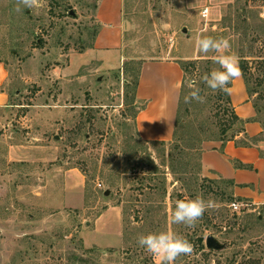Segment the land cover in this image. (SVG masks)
<instances>
[{
    "label": "rangeland",
    "instance_id": "1",
    "mask_svg": "<svg viewBox=\"0 0 264 264\" xmlns=\"http://www.w3.org/2000/svg\"><path fill=\"white\" fill-rule=\"evenodd\" d=\"M103 1L0 0V60L12 79L0 119V264H159L137 238L161 231L193 245L175 264H264V210L200 169L202 145L228 119L226 94L201 79L218 67L213 54L196 53L203 64L184 73L175 143L138 137L133 97L143 61L188 58L198 38H227L264 127V0H123L125 60L118 68L112 54L107 71L93 53L105 38ZM205 3L218 19L202 17ZM190 79L204 103L184 102ZM197 196L215 206L194 228L172 223L176 201ZM208 236L220 249L205 247Z\"/></svg>",
    "mask_w": 264,
    "mask_h": 264
},
{
    "label": "crops",
    "instance_id": "2",
    "mask_svg": "<svg viewBox=\"0 0 264 264\" xmlns=\"http://www.w3.org/2000/svg\"><path fill=\"white\" fill-rule=\"evenodd\" d=\"M122 3L123 0L103 1L102 9L106 10L103 13L106 26L102 29V34L105 35V38L97 40L93 53L97 61H104L102 69L106 71L115 69V65L119 68L125 60L121 51L122 41L120 38L122 34ZM213 8H210L206 3L202 6V10L208 9V15L213 14L211 18L215 20L218 19L219 10ZM196 53H198L197 47L194 55L188 58L174 56L142 62L135 90V103L143 106L135 116L136 132L141 140L146 142L172 140L184 79L181 63L197 60ZM112 54L119 58H114V60L116 59L115 65L109 66L108 62L111 58L113 59ZM110 63L112 64V61ZM70 71L71 68H66L64 72L56 70L52 72V76L56 75V79L61 80L70 75ZM11 82L8 67L4 61L0 60V119L2 118L1 114H6L11 108L9 90ZM230 88L229 98L234 112L241 120L245 121L244 133L237 136L236 140H241L244 134L249 138L260 137L264 134V127L257 119V110L249 99L242 76L232 81ZM261 142L264 140L247 147L238 145L235 141L224 144L220 141L205 142L199 156L202 176L210 180L231 182L232 194L235 198L253 209L264 210V150L258 146ZM8 148L11 158L14 150L11 149V145H8ZM79 196L81 201L83 195L79 194ZM109 209L118 213L116 207H109Z\"/></svg>",
    "mask_w": 264,
    "mask_h": 264
},
{
    "label": "clouds",
    "instance_id": "3",
    "mask_svg": "<svg viewBox=\"0 0 264 264\" xmlns=\"http://www.w3.org/2000/svg\"><path fill=\"white\" fill-rule=\"evenodd\" d=\"M17 2L19 5L28 8L40 6V0H17ZM196 47L201 54L208 55L212 53L211 59L218 65L217 68L201 77L203 83L212 92L230 94V84L242 75L239 67V57L229 51L231 48L230 41L227 38L217 39L205 36L197 39ZM187 87L190 91L184 97L185 103H191L192 101L205 102V97L200 94L201 89L196 86L195 81L188 80ZM258 146L264 150V142H261ZM214 206L213 200H205L202 196L188 200H177L171 215V222L194 228L198 221L202 219L205 211ZM137 243L146 253L157 258L159 264H175V261L180 257L190 256L194 253L193 245L186 238L171 231L141 234L137 238Z\"/></svg>",
    "mask_w": 264,
    "mask_h": 264
},
{
    "label": "trees",
    "instance_id": "4",
    "mask_svg": "<svg viewBox=\"0 0 264 264\" xmlns=\"http://www.w3.org/2000/svg\"><path fill=\"white\" fill-rule=\"evenodd\" d=\"M201 64H203L202 60L183 62V63H181V69L185 73L188 68L196 69L197 65H201ZM140 69H141V67H140ZM138 81H139V76H138V78L135 79V82H134V93H135V90L137 88ZM245 85H246V83H245ZM222 94H223V98H224L225 97V93L222 92ZM133 97H134V103H135V96H133ZM225 102H226L227 106L224 109V112H225V117H228V119L225 120L226 123L223 126L221 125L222 128L220 129V132H219V135H220L219 137L220 138H219V140H216V141H220V142H222V144H224L226 142H229V141H235L236 144L247 147V146L255 145L259 141L264 140V134H262L260 137H256V138H249V137H247L244 134V136H243V138L241 140H236L237 136H239L240 134L244 133L243 126L245 124V121L241 120L235 114L234 109H233V107L231 105L230 98H229L228 94H226ZM142 107L143 106H141L139 109H141ZM177 126H178V118H176V122H175V126H174V132H173V137H172V140H171V142L169 144L175 143L176 134H177ZM201 141H204V140H201ZM148 143H151V144H162V145L166 144V142H148ZM200 154H201V152H200ZM225 183H227L230 186H232L231 182H225ZM238 201L241 202V200H238ZM202 242H203V240H199L200 249H204V245L202 244Z\"/></svg>",
    "mask_w": 264,
    "mask_h": 264
},
{
    "label": "water",
    "instance_id": "5",
    "mask_svg": "<svg viewBox=\"0 0 264 264\" xmlns=\"http://www.w3.org/2000/svg\"><path fill=\"white\" fill-rule=\"evenodd\" d=\"M183 32L185 33L186 30L184 29ZM105 196L108 195V192L104 193ZM205 247L207 249H214V250H218L220 249L219 244L215 241V239L212 236H208L205 240Z\"/></svg>",
    "mask_w": 264,
    "mask_h": 264
},
{
    "label": "built area",
    "instance_id": "6",
    "mask_svg": "<svg viewBox=\"0 0 264 264\" xmlns=\"http://www.w3.org/2000/svg\"><path fill=\"white\" fill-rule=\"evenodd\" d=\"M201 15H202L203 18H206L207 15H208V10H207V9H204V10L202 11ZM231 207H232V209H233L234 211H237V210L240 208V205H239V204H235V203H233V204L231 205Z\"/></svg>",
    "mask_w": 264,
    "mask_h": 264
}]
</instances>
